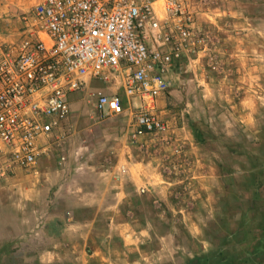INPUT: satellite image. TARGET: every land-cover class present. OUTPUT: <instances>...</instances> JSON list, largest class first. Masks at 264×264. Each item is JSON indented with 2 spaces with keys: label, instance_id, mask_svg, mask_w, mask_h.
<instances>
[{
  "label": "rangeland",
  "instance_id": "obj_1",
  "mask_svg": "<svg viewBox=\"0 0 264 264\" xmlns=\"http://www.w3.org/2000/svg\"><path fill=\"white\" fill-rule=\"evenodd\" d=\"M39 1L0 0V46L22 40L23 15ZM195 1L203 45L172 72L169 130L138 142L134 112H99L103 92L91 82L72 100L65 142L88 147L86 161L104 163L117 178L127 160L142 164L139 187L126 183L134 188L130 206L114 217L145 226L130 231L144 241L143 264H186L214 251L264 264V0ZM39 171L0 176V264H97L89 257L95 246L67 231L93 215L71 212L78 181L43 180ZM86 171L79 182L110 189ZM156 173L163 182L154 184ZM108 219L99 214L100 227Z\"/></svg>",
  "mask_w": 264,
  "mask_h": 264
},
{
  "label": "built area",
  "instance_id": "obj_2",
  "mask_svg": "<svg viewBox=\"0 0 264 264\" xmlns=\"http://www.w3.org/2000/svg\"><path fill=\"white\" fill-rule=\"evenodd\" d=\"M195 0H43L23 15L18 44L0 46V176L31 170L52 139H65L70 96L88 79L122 85L134 101V133L161 134L157 100L171 68L203 45ZM97 109L119 115L120 95L99 93Z\"/></svg>",
  "mask_w": 264,
  "mask_h": 264
},
{
  "label": "crops",
  "instance_id": "obj_3",
  "mask_svg": "<svg viewBox=\"0 0 264 264\" xmlns=\"http://www.w3.org/2000/svg\"><path fill=\"white\" fill-rule=\"evenodd\" d=\"M20 1L29 2L31 0ZM41 1L43 0H40L39 2ZM177 65L178 64H175L171 68V79L172 72L175 68H177ZM91 82L92 86L94 85L97 87L96 89H100V91H102L104 94L108 93L105 95H120L123 98L125 104L124 112L126 110H131L132 113L135 111L134 101L126 99L121 84L112 82H104L103 84L100 83L99 79L95 78L88 79L85 86ZM111 85L113 87L118 85L119 88L122 89V94H119L116 89L110 87ZM170 94H172V92L169 91L168 94L157 100V112L159 116L167 122L168 128L170 123L168 120V117H170V110L167 109V106L169 100L168 95ZM79 98V94L76 92L73 93L70 96V105L72 104V100L75 101ZM99 112L103 111L99 110ZM104 113L112 115V113L108 110L104 111ZM145 136H147V134L139 137L138 142L141 141V138ZM66 139L68 138L66 137L64 142H67ZM66 142L64 144L65 146L63 145L61 148L58 147L54 139H52L48 144L45 143L44 146H46L47 152L38 160L36 167H39V172L42 176L41 179L43 180L48 178L50 180L51 178L52 181H59L61 179H66L69 177V175H72L73 179H75L73 181H78V183L76 182V185L74 186L75 188L73 189V194L70 196L72 198L74 197L78 205L74 206V209H72L71 212L73 214H78L80 211H83L86 213H92L93 215L90 219L74 220L70 224L71 227L68 228L67 231L73 230L75 232H79L80 236L83 237L82 243L84 245L95 246L93 253H90L89 257L98 262L97 264H143L146 262L141 250L144 249V241L139 242L135 238H131L130 231H132L133 228L140 229L145 228V226H139L138 222L132 221L130 219L120 220L114 217V214L117 215V213L123 212L122 208L129 205V198L132 194H134L132 193L134 188L129 187L126 185V183L130 182L133 183V185L139 187L141 181H143L142 175L144 174L141 173L140 170L142 164H136L127 160L126 163L128 164L123 167L124 169L120 171V173H118L119 178H117L115 176L116 172L109 171L108 166H106V169H104V163H95V160L93 162L90 160L86 161L89 156L88 147L77 143ZM130 144L131 146H134L131 141ZM129 146L130 145L128 143V147ZM86 155L88 156L86 157ZM61 156H65L66 162L60 160ZM71 157H74L75 161L70 160ZM84 171H86V173H95L96 177H98V181H107V186H110V189L106 188L104 190H100L97 188L93 190L92 188L88 187L89 185L84 184L83 181L79 182L80 176L83 175L81 173H85ZM154 176V184L163 182L164 177L161 175V173H156ZM137 191H140V189H137ZM130 210L131 209H129L127 212L129 213ZM101 213L108 214L110 218L106 221V223H104L106 224V227L104 225H102L103 227H100L99 214ZM111 215L112 217H110ZM99 229L104 230L100 231ZM71 234L72 232L70 235ZM116 247L119 251H115L114 248ZM115 252H117V254L114 255Z\"/></svg>",
  "mask_w": 264,
  "mask_h": 264
},
{
  "label": "trees",
  "instance_id": "obj_4",
  "mask_svg": "<svg viewBox=\"0 0 264 264\" xmlns=\"http://www.w3.org/2000/svg\"><path fill=\"white\" fill-rule=\"evenodd\" d=\"M236 257L230 254H222L219 251H214L210 254L189 260L186 264H255L252 258L236 259Z\"/></svg>",
  "mask_w": 264,
  "mask_h": 264
}]
</instances>
